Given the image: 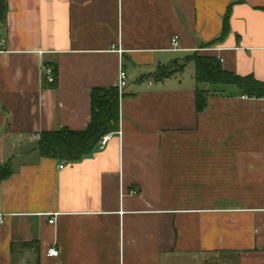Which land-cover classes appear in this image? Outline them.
I'll use <instances>...</instances> for the list:
<instances>
[{
  "label": "crops",
  "instance_id": "obj_1",
  "mask_svg": "<svg viewBox=\"0 0 264 264\" xmlns=\"http://www.w3.org/2000/svg\"><path fill=\"white\" fill-rule=\"evenodd\" d=\"M7 3L0 168L13 173L0 182V264H264V99L201 84L198 111L194 62L155 77L198 52L264 82V0ZM121 69L107 146L77 163L41 157L35 135L86 130L92 90L118 87ZM23 242L37 248H12Z\"/></svg>",
  "mask_w": 264,
  "mask_h": 264
},
{
  "label": "trees",
  "instance_id": "obj_2",
  "mask_svg": "<svg viewBox=\"0 0 264 264\" xmlns=\"http://www.w3.org/2000/svg\"><path fill=\"white\" fill-rule=\"evenodd\" d=\"M7 12V0H0V22L6 21ZM229 17L230 11H228L225 18L224 34L229 29ZM189 62L195 63V79L200 87L197 90L198 111L204 110L207 103V92L201 89V84L230 85L236 87L248 97L264 99V82L257 80L253 75L238 76L228 72L223 69L219 59L203 56L198 52L183 60H176L169 65L160 66L155 77L156 79H163L176 73H181ZM53 68L54 76L57 77V67L53 66ZM46 81L47 78L45 77ZM50 85L56 87L57 80ZM122 96L123 93H120L118 87L93 89L91 92L92 114L88 128L84 131L61 129L54 132H43L38 142L40 156L43 158H56L71 163L80 162L91 156L105 135L119 131ZM12 173V165L9 162L0 168V182L10 177ZM15 245L22 248L36 247L34 242L14 243L12 248ZM36 264H40L39 260H37Z\"/></svg>",
  "mask_w": 264,
  "mask_h": 264
},
{
  "label": "built area",
  "instance_id": "obj_3",
  "mask_svg": "<svg viewBox=\"0 0 264 264\" xmlns=\"http://www.w3.org/2000/svg\"><path fill=\"white\" fill-rule=\"evenodd\" d=\"M172 45L174 47V49H177V46H178V38L175 37L173 40H172ZM7 44H6V40L0 36V53H3V52H6L7 51ZM44 71H45V75H46V78H47V81L49 83H54L55 82V76H54V68L53 67H45L44 68ZM128 85V76H127V73L124 69H121L120 70V73H119V81H118V89L120 91V93L122 94L123 91L125 90V88L127 87ZM114 137V133H110V134H107L105 135L99 145H98V148L100 150L104 149L107 144L109 143V141ZM37 141L40 140L41 138V135L40 134H37L35 135L34 137ZM61 168L63 169L64 166L61 165ZM0 222L2 223L3 222V217H0ZM50 224H54L56 222V219H55V216H52L49 220ZM60 254L59 250L56 248V247H52L48 250V255L50 257H58Z\"/></svg>",
  "mask_w": 264,
  "mask_h": 264
},
{
  "label": "rangeland",
  "instance_id": "obj_4",
  "mask_svg": "<svg viewBox=\"0 0 264 264\" xmlns=\"http://www.w3.org/2000/svg\"><path fill=\"white\" fill-rule=\"evenodd\" d=\"M189 71L194 72V70H193L192 68H191V69L188 68V70H187V74H188Z\"/></svg>",
  "mask_w": 264,
  "mask_h": 264
}]
</instances>
